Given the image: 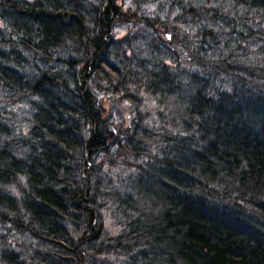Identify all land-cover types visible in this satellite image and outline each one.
Segmentation results:
<instances>
[{"label": "trees", "instance_id": "trees-1", "mask_svg": "<svg viewBox=\"0 0 264 264\" xmlns=\"http://www.w3.org/2000/svg\"><path fill=\"white\" fill-rule=\"evenodd\" d=\"M132 2L0 0V264H264V0Z\"/></svg>", "mask_w": 264, "mask_h": 264}, {"label": "rangeland", "instance_id": "rangeland-1", "mask_svg": "<svg viewBox=\"0 0 264 264\" xmlns=\"http://www.w3.org/2000/svg\"><path fill=\"white\" fill-rule=\"evenodd\" d=\"M119 2L122 3L124 7L130 6L131 8L134 6V3L132 0H119ZM131 26V24L121 23L118 26L117 29V37H122L124 34H126L127 29ZM109 101H104L103 106L106 108V110H110L111 108L109 106H113L114 113L111 114V117L113 121H115L118 124H125L126 118L129 117L128 114V104L124 101H119L116 99H112L109 103ZM107 224L108 230H110L112 233L116 232L115 226H112L110 220H106L105 222Z\"/></svg>", "mask_w": 264, "mask_h": 264}, {"label": "water", "instance_id": "water-1", "mask_svg": "<svg viewBox=\"0 0 264 264\" xmlns=\"http://www.w3.org/2000/svg\"><path fill=\"white\" fill-rule=\"evenodd\" d=\"M168 36V35H167Z\"/></svg>", "mask_w": 264, "mask_h": 264}]
</instances>
